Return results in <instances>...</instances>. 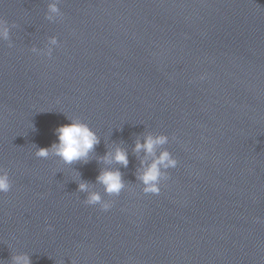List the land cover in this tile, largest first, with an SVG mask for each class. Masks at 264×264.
<instances>
[{
	"label": "water",
	"instance_id": "95a60500",
	"mask_svg": "<svg viewBox=\"0 0 264 264\" xmlns=\"http://www.w3.org/2000/svg\"><path fill=\"white\" fill-rule=\"evenodd\" d=\"M49 2L0 0L16 25L0 40V261L264 264V0H61L54 22ZM53 36L51 57L32 52ZM73 118L100 136L91 159L36 157ZM149 133L178 160L159 194L137 179ZM116 146L127 167L104 163ZM107 167L119 196L96 183Z\"/></svg>",
	"mask_w": 264,
	"mask_h": 264
},
{
	"label": "clouds",
	"instance_id": "9594fccd",
	"mask_svg": "<svg viewBox=\"0 0 264 264\" xmlns=\"http://www.w3.org/2000/svg\"><path fill=\"white\" fill-rule=\"evenodd\" d=\"M60 2L61 0H50L48 3L46 18L49 21L54 22L63 17L59 6ZM15 26V24L10 26L7 21L0 19V40L9 41L10 47L12 46L10 31ZM58 43V38L53 36L48 40L46 51L36 47L31 50L33 53L51 57L53 46H57ZM69 120L70 123L55 129L58 142H54L50 147H36V157L46 159L55 156L63 164L69 166L77 162L87 163L91 159L95 146L100 143V136L88 123L76 118ZM168 142L167 135H153L151 133L145 135L142 140L137 139L136 141L135 153L138 155L143 153L137 179L143 186L142 191L145 194H159L161 181L166 180L168 170L175 168L178 164V160L173 157L172 153L163 148ZM103 161L107 165L117 164L127 167L129 163L128 152L125 148L116 146L106 153ZM96 183L103 186L104 192L109 196H119L126 187L123 173L119 168L113 167L102 169L96 178ZM11 189L12 180L8 170L0 167V193H8ZM78 191L86 193L84 203L87 205H99L103 211H108L113 206V201L104 200L101 193L94 190L88 182L80 181ZM49 227L51 228V225ZM0 264H3V262L0 261ZM11 264H32L31 256L28 253H17L12 256Z\"/></svg>",
	"mask_w": 264,
	"mask_h": 264
}]
</instances>
